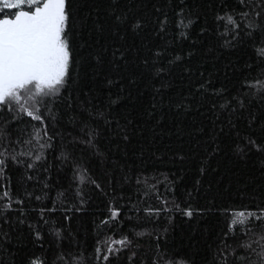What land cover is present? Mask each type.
Wrapping results in <instances>:
<instances>
[{
	"label": "trees",
	"instance_id": "trees-1",
	"mask_svg": "<svg viewBox=\"0 0 264 264\" xmlns=\"http://www.w3.org/2000/svg\"><path fill=\"white\" fill-rule=\"evenodd\" d=\"M66 11L41 120L0 105V264H264V0Z\"/></svg>",
	"mask_w": 264,
	"mask_h": 264
},
{
	"label": "snow or ice",
	"instance_id": "snow-or-ice-1",
	"mask_svg": "<svg viewBox=\"0 0 264 264\" xmlns=\"http://www.w3.org/2000/svg\"><path fill=\"white\" fill-rule=\"evenodd\" d=\"M0 14H3L0 18V105H19L29 117L41 120L39 114L21 101L56 94L65 83L70 65L66 0H0ZM248 14L242 13L245 17ZM221 19L226 25L238 26L231 15ZM260 54L264 55V50ZM3 164L4 160L0 159V165ZM117 215V211H112V218ZM252 217L264 220V211L259 216L243 211L234 213L231 224L244 225ZM125 243L126 240H114L108 250L112 251V244Z\"/></svg>",
	"mask_w": 264,
	"mask_h": 264
},
{
	"label": "rangeland",
	"instance_id": "rangeland-1",
	"mask_svg": "<svg viewBox=\"0 0 264 264\" xmlns=\"http://www.w3.org/2000/svg\"><path fill=\"white\" fill-rule=\"evenodd\" d=\"M125 249V245L121 246V245H116L112 248L111 253L113 255L119 254L121 253L123 250Z\"/></svg>",
	"mask_w": 264,
	"mask_h": 264
}]
</instances>
